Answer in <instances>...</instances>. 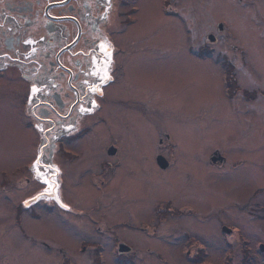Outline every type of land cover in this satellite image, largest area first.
Wrapping results in <instances>:
<instances>
[{
	"label": "rangeland",
	"instance_id": "rangeland-1",
	"mask_svg": "<svg viewBox=\"0 0 264 264\" xmlns=\"http://www.w3.org/2000/svg\"><path fill=\"white\" fill-rule=\"evenodd\" d=\"M163 6L177 13L163 16ZM149 8L136 33L116 37L148 53L105 89L116 99L105 103L108 124L73 144L81 158L56 156L71 212L41 200L33 174L40 133L14 102L26 85L16 91L0 78V264H264V0H157ZM109 136L118 138L116 157L105 150ZM27 199L34 243L22 239L15 216ZM103 216L134 245L132 256L116 260L113 237L88 221Z\"/></svg>",
	"mask_w": 264,
	"mask_h": 264
},
{
	"label": "flooded vegetation",
	"instance_id": "flooded-vegetation-1",
	"mask_svg": "<svg viewBox=\"0 0 264 264\" xmlns=\"http://www.w3.org/2000/svg\"><path fill=\"white\" fill-rule=\"evenodd\" d=\"M152 1L157 0H147L143 18L154 13L149 8ZM169 1L177 3V0ZM140 3L141 0H0V78L15 83L16 91H19L18 84L26 85L20 101H13L20 107L19 114H28L37 121L29 120V126L32 125L40 133L34 159L38 168L33 169V174L43 183L41 194L44 197L41 200L50 208L56 206L71 212L73 206L67 204L62 188L64 175L55 160L56 156L59 154L62 161L68 156L67 160L72 161L84 155L73 144L81 141L85 134L94 132L96 126L108 124L105 103L116 99L107 96L105 89L119 84L120 77L124 79L129 75L125 72L126 65L148 53H132L130 47L121 42L132 32L136 33L135 27L140 26L139 14L143 10ZM168 4L171 5L170 2ZM114 9L117 19L112 17ZM173 10L171 6H163L162 14L171 17L177 13ZM114 20L118 22V27L110 28ZM120 36L123 38L117 42L116 37ZM129 80L131 82V77ZM69 98L71 101L66 103L65 99ZM6 101L2 100V105ZM91 116L93 120L83 125ZM143 116L146 118V115ZM117 141V137L109 136L105 149L108 157L120 154ZM102 162L104 166L110 165L109 159ZM15 169L20 168L15 166ZM28 169L31 170V166ZM83 172L79 174H85ZM109 172L101 175L107 176ZM24 179L29 182L30 177L24 176ZM77 182L84 184L83 179H76ZM56 193L62 204L56 203ZM30 200H22L14 207L16 218L20 217L18 222L21 221V224L18 223L17 228L22 239L34 243L38 239L25 226L26 218L34 219L35 216L31 210L35 208L34 202L27 205ZM188 204L184 205L191 211ZM88 221L92 225H101L96 231L101 237H113L116 260L134 254V245L116 233L117 227L113 222L104 216L98 219L90 217ZM83 242L89 247L103 249L97 240L88 242L84 239ZM39 243L45 248L49 246L46 241L39 240ZM146 251L153 252L150 246L146 247Z\"/></svg>",
	"mask_w": 264,
	"mask_h": 264
},
{
	"label": "water",
	"instance_id": "water-1",
	"mask_svg": "<svg viewBox=\"0 0 264 264\" xmlns=\"http://www.w3.org/2000/svg\"><path fill=\"white\" fill-rule=\"evenodd\" d=\"M110 152H112V151H110ZM157 158H158L159 166H166L167 165V162L163 157L158 156ZM222 230H225V228L223 227ZM227 230H229V229H227Z\"/></svg>",
	"mask_w": 264,
	"mask_h": 264
},
{
	"label": "snow or ice",
	"instance_id": "snow-or-ice-1",
	"mask_svg": "<svg viewBox=\"0 0 264 264\" xmlns=\"http://www.w3.org/2000/svg\"><path fill=\"white\" fill-rule=\"evenodd\" d=\"M102 47H103V45H102ZM107 54V53H106ZM33 91H35V89L33 90ZM35 199V198H34Z\"/></svg>",
	"mask_w": 264,
	"mask_h": 264
}]
</instances>
